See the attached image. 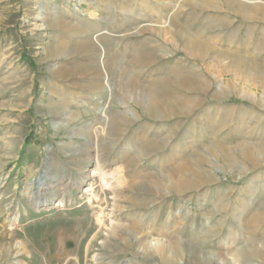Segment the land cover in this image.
I'll return each instance as SVG.
<instances>
[{"label": "rangeland", "instance_id": "rangeland-1", "mask_svg": "<svg viewBox=\"0 0 264 264\" xmlns=\"http://www.w3.org/2000/svg\"><path fill=\"white\" fill-rule=\"evenodd\" d=\"M0 264H264V0H0Z\"/></svg>", "mask_w": 264, "mask_h": 264}, {"label": "bare ground", "instance_id": "bare-ground-1", "mask_svg": "<svg viewBox=\"0 0 264 264\" xmlns=\"http://www.w3.org/2000/svg\"><path fill=\"white\" fill-rule=\"evenodd\" d=\"M154 105V104H153ZM156 105V104H155ZM149 107H152V105L151 106H149ZM150 109V108H149ZM94 162H95V168L92 170V174H96V176H98V179H99V181H100V183L104 186V185H106V187H107V181H106V175H105V173L106 172H104L103 171V166H102V163H101V158L99 157V156H95L94 157ZM107 174V173H106ZM115 174V173H114ZM78 183L79 184H81L82 183V180H78ZM100 184V185H101ZM67 185H66V183H65V181L60 177L56 182H55V184H53V185H49L48 184V186L44 189L45 191H47L48 193H49V195H51V197L52 196H54V193L55 192H61L62 191V188L64 189L65 187H66ZM28 189V188H27ZM41 191H43L42 189H39V188H37V194H36V198H35V200H34V202L35 203H38L39 202V200L40 199H38L39 198V196H40V192ZM42 194V193H41ZM45 195V194H44ZM57 195V194H56ZM42 197V196H41ZM59 202H60V200H59ZM102 213V212H101ZM102 218H104V216L103 215H101V214H99L98 215V217H97V223H102L103 224V219ZM114 220V219H113ZM112 220V222H114ZM111 225L113 224V223H110ZM111 227V226H110ZM79 228V227H78ZM77 232H79V231H77ZM137 238V237H136ZM139 238V237H138ZM141 239V238H140ZM138 240V239H137ZM142 240V239H141ZM159 245V241L156 239V241H154V243H153V245H151V246H153V247H157ZM181 248H183V246H182V244H181ZM66 253V252H65ZM64 252L63 253H59L58 254V256H57V258L56 259H60L61 257H62V255L63 254H65ZM173 261V260H172Z\"/></svg>", "mask_w": 264, "mask_h": 264}]
</instances>
